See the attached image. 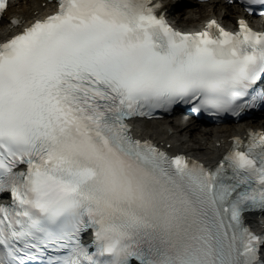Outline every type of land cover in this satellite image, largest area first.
<instances>
[{
	"label": "snow or ice",
	"instance_id": "1",
	"mask_svg": "<svg viewBox=\"0 0 264 264\" xmlns=\"http://www.w3.org/2000/svg\"><path fill=\"white\" fill-rule=\"evenodd\" d=\"M166 10L58 0L0 39V264H264V130L205 164L131 122L178 102L264 109V30L240 15L185 31Z\"/></svg>",
	"mask_w": 264,
	"mask_h": 264
},
{
	"label": "bare ground",
	"instance_id": "2",
	"mask_svg": "<svg viewBox=\"0 0 264 264\" xmlns=\"http://www.w3.org/2000/svg\"><path fill=\"white\" fill-rule=\"evenodd\" d=\"M184 3L181 7V2ZM166 13L174 23L182 28L198 27L210 16L217 17L223 24L232 25L243 11L236 4H228L225 0H214L197 3L189 0H165ZM54 8L51 2L43 0H19L9 3L4 16L0 19V38L19 29L10 22L11 17H18L21 23H27L38 14H46ZM252 24L264 28V19H252ZM264 129V114L239 121L234 124L203 125L187 115H178L159 119L136 120L133 123L135 135L149 137L171 153L183 152L194 156L207 164L220 158L222 152L231 143L234 135L244 136L248 129ZM258 218V216H257ZM256 227L260 224L253 223Z\"/></svg>",
	"mask_w": 264,
	"mask_h": 264
},
{
	"label": "rangeland",
	"instance_id": "3",
	"mask_svg": "<svg viewBox=\"0 0 264 264\" xmlns=\"http://www.w3.org/2000/svg\"><path fill=\"white\" fill-rule=\"evenodd\" d=\"M182 8V6L181 7H178L177 9H176V11H178V10H180ZM235 123V122H234ZM226 124H233V123H226Z\"/></svg>",
	"mask_w": 264,
	"mask_h": 264
}]
</instances>
